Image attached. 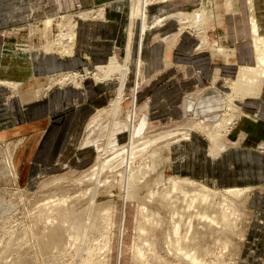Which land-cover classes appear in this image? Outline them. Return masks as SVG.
I'll return each instance as SVG.
<instances>
[{
    "label": "rangeland",
    "instance_id": "374dc122",
    "mask_svg": "<svg viewBox=\"0 0 264 264\" xmlns=\"http://www.w3.org/2000/svg\"><path fill=\"white\" fill-rule=\"evenodd\" d=\"M175 1L178 0L171 2ZM182 1L192 2L195 5L192 10L183 11L185 16L202 8L199 0ZM221 1L223 5L226 1V7L233 11L234 8L227 0ZM136 2L138 3V0H125L130 7L131 19L135 15ZM106 4L97 5L91 9H85L78 4L72 12L58 15L54 21L52 39L42 40V50L46 51L49 43H53L61 34L60 24L64 21L63 18L70 17L71 22L76 24L81 20V14L91 13L94 14L93 17H98L100 11L104 10L106 15ZM176 12L172 11L170 15H176L179 11ZM179 15L176 17L186 18ZM255 15L257 17L256 5ZM209 22L210 25L204 29H195L187 23V25H180L178 31L179 33L185 32L188 28L197 30V37L187 33L193 41L197 42L195 51L208 54L215 62L213 66H218L223 63V59H226L225 52H231V50L226 48L223 41H216L211 36L212 26L217 27L218 25V28L220 26L216 17L212 15ZM139 23L141 26V21ZM41 28H45V23L41 25ZM179 33L173 38L166 39V43H171H168V48L171 47L170 45L175 46L178 41L175 42L176 36H179ZM237 40L235 43L241 42ZM30 45V41L29 44L18 41L13 46V51L24 54L25 48L29 49L27 46L31 48ZM135 52L133 59L132 56L130 58L131 51L130 54L116 53L123 67L122 71L110 73L111 66L109 65L108 68V64L111 56L105 65H99L94 69L81 68L52 74L48 77L50 85L39 88L37 99H40L55 85L81 89L88 80L95 79L97 82L110 83L107 87V100L109 101L97 108H90L93 113H90L82 129L70 140L66 151L59 154L56 165L49 170H42L28 184L21 183L19 170L14 160L21 147L20 139L19 141H7L4 144L0 139V264H192L191 259L175 255L177 246L175 244L174 248L171 243L176 239H184L185 244L189 245L188 248H192L190 251L192 250L193 253L200 252L198 256L202 258L203 264H241L245 253L255 248L249 247L248 243L257 225L258 215L249 211L248 200L256 188H220L215 202L221 206L226 205L224 206L226 218L217 226H214L215 223L209 219L207 225L211 224L213 228L211 229L203 220L198 219L199 222L196 223L193 221L191 226L186 216L181 219L180 214L185 211L186 207L183 202L180 204L183 209L169 207L170 201L167 200L166 194L170 192L168 190L170 187L163 185L172 176L180 183L185 182L186 179L193 180L179 172L176 156L180 149L183 152L186 148L185 144L192 143L194 136L199 135L205 139L209 146V153L215 159L227 149L238 147L242 143L240 137L232 145L228 143L231 133L236 129L238 122L243 119L242 94L234 95V89L231 86L236 79V72L235 75L231 73L234 77L228 80L224 79L226 78L225 72L220 76L216 72L215 75L207 73L206 76L201 77L200 71L194 72L193 75L188 71L189 76H187L184 71L180 70L181 68H173L168 72H156L151 75L145 69V62L142 63L139 71L137 48ZM55 54L58 53L55 52L54 57ZM65 57L72 56L66 55ZM178 58L182 64L189 60L188 56H178ZM166 62L168 66H171L172 63ZM229 62L235 63V57H230ZM85 70L88 71L86 72L88 75L84 73ZM139 72H141L140 79L137 76ZM67 76L68 81L61 83L62 79ZM196 76L201 77L202 82H199L200 78ZM137 83L139 85L138 94L134 104V91ZM1 84L0 86L4 89H10L11 96L14 95L24 103L22 99L24 87L18 90L17 87ZM203 91L206 92L201 95ZM230 97L234 98L233 106H231ZM133 110L135 119L131 122L130 115ZM95 117L99 119L91 125ZM225 118L227 123L225 122V126L221 127L220 124L225 121ZM251 119L256 120L257 117L252 116ZM229 121L232 124H229ZM198 125L209 126L214 133L217 131L216 141H211L206 130L203 131ZM135 127H137V132L131 136ZM222 128L224 132H221ZM260 147L258 150L264 153V143ZM177 158L180 159L179 156ZM97 161L107 165L104 170H96ZM150 163L155 167L149 168ZM143 169L146 173L145 177L141 171ZM131 170L140 171L142 175L138 176L140 177L139 190L135 193V197L127 199L128 181L123 177H126L128 171ZM181 171L185 173L184 168ZM197 182L195 184L197 187L201 185L209 190L212 189L206 183L199 180ZM185 186V191H180L178 195L187 197L193 193L196 194L197 191L189 193ZM236 189L247 191L243 190L242 195L233 194L232 197H227L228 199L221 198L225 191ZM164 195L167 199L163 198ZM62 200L65 202L61 203ZM172 201L174 202V199ZM220 209L217 207L214 208L217 212L213 209L212 212L210 209L208 212L213 216L221 217L219 216L221 215ZM194 210L190 213H195ZM64 212L70 215L69 224H64L61 220ZM97 213L98 216H96ZM93 218L101 231L95 230L90 233L86 244L67 243L68 246L65 248L59 246L50 251L42 249L40 239L46 235L44 234L45 229L65 227L68 231L72 228L73 219L87 225ZM140 228H145V231H140ZM106 235L108 240H106ZM87 248L92 249L91 256L86 255ZM136 249H142L144 256H137ZM82 257L84 258L80 261Z\"/></svg>",
    "mask_w": 264,
    "mask_h": 264
},
{
    "label": "crops",
    "instance_id": "0c3cea01",
    "mask_svg": "<svg viewBox=\"0 0 264 264\" xmlns=\"http://www.w3.org/2000/svg\"><path fill=\"white\" fill-rule=\"evenodd\" d=\"M246 2L234 1V7L240 10L236 17L234 12L226 7V1L224 6L221 0H214L216 19L220 26H212L211 36L216 41H223L231 51L235 50L236 62L223 59L221 65L213 66L215 62L211 56L195 51L197 42L193 41L187 32L177 36V43L167 52L168 45L164 39L179 33L174 20H166L162 25L152 26L159 16L172 14V11L194 9L192 2L184 3L178 0L151 6L148 12V23L151 27L143 39L140 38V23L133 20L134 15L131 19L130 7L125 0H0V80L21 81L24 83L23 91L30 92L33 96L37 87L50 85L48 77L52 74L81 68L94 69L105 65L115 53H128V49L131 50L133 59L136 48L137 54L139 53L141 42V58L144 60L141 61L145 62V69L151 75L181 68L187 76L188 71L192 75L200 71L201 77L207 73L215 75L219 71V76L225 72L224 79H232L234 76L232 77L231 73L235 75L236 72L238 75L239 65H255L247 21L250 11ZM78 4L85 9L106 4V21L96 18L81 19L77 22L79 26L74 55L61 57L55 54V57H48L45 53L47 50L41 48V42L52 39L55 27L53 18L72 12ZM255 5L256 18L264 34V0H255ZM43 23L45 28L42 29ZM237 39L241 42L235 43ZM18 41L28 44L30 41L31 48L27 46L29 49L25 48L24 54L14 52L13 46ZM230 55L233 56L231 52ZM178 56H188L190 61L187 59L188 62L182 64ZM166 60L172 63L171 66L167 65ZM201 77H197L200 78L199 82ZM98 82L95 79L88 80L81 89L55 85L40 99L29 101V106L24 105L14 95L11 96L10 89L0 86V139L2 144L7 141H19L18 139L21 141V147L14 159L21 183L28 184L42 170H49L56 165L59 154L66 151L70 140L93 113L90 108H97L109 101L107 87L110 83ZM261 88L260 94L258 91L255 96L249 95L246 90L240 92L243 119L238 122L228 142L232 145L240 137L242 143L238 147L227 149L215 159L210 155L205 139L197 135L193 137L192 143L186 144L183 152L180 149L177 155L180 159L176 156L179 163L177 167L182 175L206 183L212 189L256 188L248 200L249 211L258 215L257 225L255 230H252L254 233L248 243L249 247L255 248L245 253L241 264H264V153L258 150L264 143V84ZM252 116H256L258 120H252ZM182 168L185 173H182Z\"/></svg>",
    "mask_w": 264,
    "mask_h": 264
},
{
    "label": "bare ground",
    "instance_id": "6f19581e",
    "mask_svg": "<svg viewBox=\"0 0 264 264\" xmlns=\"http://www.w3.org/2000/svg\"><path fill=\"white\" fill-rule=\"evenodd\" d=\"M171 1L172 0H138V3L136 2L137 4H136V7H135V10H136L137 14L134 15L133 20L138 21V22L141 21V32L142 33L140 34L141 35L140 38L144 39L145 35H146V31L151 27V25H149L148 22H147L148 21L149 7L152 6V5H159V4L165 3V2L173 3ZM227 1L230 4V6L232 8H234L233 12H234L235 16L238 17V15L240 14V10L238 8L234 7V5H233L235 0H227ZM247 2H248L249 11H250V14H251L250 18L247 19L248 27H249V40L251 41L253 49H254L255 65L254 66H246V65L245 66H243V65H239L238 66V75H237V78L233 81L232 85H233V89L234 90L233 89L232 90L234 92V95H238V93L242 92L243 90H246L247 93H250L249 95L255 96V95L258 94L257 92L259 91V89L261 91V89H262L261 86L264 84V35H262L260 33L261 32V27H260V25L258 23L256 15H255V5H254L255 0H247ZM199 3L202 4L201 5L202 8H199V9L193 11L188 16H185V12H183V11L182 12L181 11L178 12V14H180L179 16H181V17L183 16V17H186V18H178V17H176V15L178 16V14L172 15V16L170 14H168L166 16L165 15L164 16H159V18L156 19V21L154 22V25H152V26L156 27L158 25H162V24H164L166 22V20H174L175 22L178 23V25H179L178 27H180V25H183V24L187 25V23H189L195 29H201V28L204 29V28H206L207 26L210 25L209 21L212 19V15L216 17V14H215L216 13L215 12V3H214V0H199ZM100 12H101L100 15L97 14L98 17H93L94 14H91V13L81 14V16H80L81 18L80 19H82V20L94 19V18L98 19L100 17V19L105 20L106 15L104 14V10H102ZM53 19L55 20V18H53ZM63 19H64L65 22L63 21L62 24H60V27L62 29L61 30V34L58 36V38L53 43H51V44H49V46H47L48 48H47V51L45 53H46V55L48 57H53L55 52H57L59 55L64 56V57L66 55L67 56L74 55V47H75V44H76L77 29H78L79 25H78V23L73 24L71 22L72 20H70V17H66V18H63ZM67 20H68V22H66ZM181 33H182V31L179 33V35ZM200 36H202V35H200ZM176 38H177V36H176ZM164 41H167V40L164 39ZM142 43L143 42H141L139 44L140 50H139V53H138V65L137 66H138L139 71H140L141 66H142V61H141ZM168 43L169 42H167V45L171 44V43H169V44ZM170 46H172V45H170ZM201 46H202V44H201ZM169 50H170V47L168 48L167 52H169ZM130 51L131 50H128L129 54H130ZM231 53L233 54V56L229 55L230 51L225 52V55H227V56H225L227 60H228V58L230 59V57H235L234 56L236 54L235 50L231 51ZM130 58H131V54H130ZM128 59H129V57H128ZM130 62H131V59H130ZM109 65L111 66L110 73H113L115 71L117 72V71H122L123 70V67L120 65V62L118 60V57H117L116 53L112 57V59L109 61L108 68H109ZM140 73L141 72H139L138 75H137L139 79H140L139 76L141 75ZM65 75H67V74H65ZM65 75H63V76H65ZM68 75H70V73ZM106 75L107 74H105V76ZM217 75H219V71H217ZM52 77H54V76H52ZM60 79H62V77ZM68 79L69 78L67 76V78L65 77V78L62 79L63 80L62 82H61V80L59 82L63 83V82L68 81ZM70 79H73V78L70 77ZM217 79H218V77H217ZM142 80H144V79H142ZM0 83L4 84L6 86L17 87L18 90H19V88H21V90H22L23 87H24V83H22L21 81L0 80ZM73 83H75V82H73ZM138 86L139 85L137 83L136 87H135V91H134L135 92L134 93V104L136 103L135 99L137 98ZM39 88H41V87H37L36 88V90L33 93V96H31L30 92H24V91L22 92V99H23L24 105L29 106V104L31 103L29 101L37 99V94H38V91L40 90ZM14 91H15V89H14ZM260 91H259V94H260ZM233 100H234V98L230 97L231 104L234 102ZM231 106H233V104ZM231 106L228 107V108L230 109ZM232 109H233V107H232ZM236 109H237V107H236ZM130 116H131L130 120L132 122V120L135 119L134 110H133V112H131ZM227 117L229 118V116H227ZM226 118H225V121L221 122V124H220L221 127L225 126L224 124L227 123L226 122V120H227ZM98 119H99L98 117H95L94 120L92 121L91 125L96 123L98 121ZM231 121H233V119ZM231 121H229V124L230 123L232 124ZM131 125H130V127H131ZM199 127L201 129H203V131L206 130L205 132L208 134V137L210 138L211 141L215 140V133H217V131L214 133L213 131H211L209 129V126H199ZM228 127L230 129V125ZM226 128H227V126H226ZM216 129H218V128L216 127ZM224 129H225V127H224ZM229 129H227V130L230 131ZM136 132H137V127H135V129H133V134L131 136H134V134ZM221 132H224L223 128L221 129ZM225 133H226V131H225ZM215 141H213V142H215ZM97 148H100V147H97ZM96 164H97V167H95V168H96L97 171H102L107 166L104 162H101V161H97ZM146 165H148V164H146ZM152 167L154 168L155 166L152 163H150L149 168H152ZM136 170H138V169H136ZM136 170L128 171V174L126 175V177H123V179L125 178V180L128 181L129 193H127V194H129V195H128L127 199L134 198L135 197L134 196L135 193L138 192V190H139L138 180L140 179V177L138 178V176H140L142 174H143V176H144V174L146 175L144 169L141 170L142 174H140V171H136ZM173 177L174 176L169 178V181H167L165 184H163L165 187H167V186H168V188L170 187V189H168L170 192H168V194H166V196H168L167 197L168 199L166 198L165 195H164L165 197H163V196L162 197L166 198L168 201H170L169 203L167 202L169 204V207L175 208V209H177L178 207H181L182 205L180 206V204L183 202L184 207H186V208H185V211L181 212V214H180L181 219L183 218V216H186L187 220L189 222L188 224H190L191 226L193 225V221H195L194 223L199 222L198 219L199 220H203L206 225H207L208 220L210 219V221L212 223H215L214 226L215 225L217 226V224H219V223H221L222 221L225 220V218H226V216H225L226 215V209H224L225 208L224 206H226V205H224V206L222 205L223 206L222 210L224 209L222 211L220 209L222 206L215 202L216 198L219 195V194L217 195V192L219 193V190H220L219 188H215L214 190L213 189L209 190L207 188L202 187L201 185H200V187H197L195 185L197 181H193V180L190 181L191 179L190 180L186 179L185 182L180 183L175 178L173 179ZM197 183H199V182H197ZM180 184H183V185H180ZM184 186L188 188L187 190H189L188 191L189 193L197 191L196 194L193 193L192 195H188V196L186 195L187 197L180 196V194L178 195L177 193H180V191L181 192L183 190L185 191ZM243 190L244 189H241V190L240 189H236L235 191L227 190V191H225V194H223V196L221 198L222 199H228L227 197H229V196L232 197L233 194H235V195L241 194L242 195L244 193V191H247V190H244V191ZM165 193H167V192H165ZM171 199L172 200L174 199V202ZM180 200H182V201L180 202ZM63 202H65V200L61 201V203H63ZM211 207H212L213 211H215V212H217V211L214 210V208L218 207L220 209V211H221V215H219L221 217H218L217 215L216 216L211 215V213H210V212H212ZM209 209L211 210L210 212H208ZM191 210H194L195 213L194 212L190 213ZM203 210L205 212H203ZM96 216H98V213L96 214ZM61 220L64 222V224L65 223L69 224L71 222L69 213L64 212L63 215L61 216ZM111 223L112 222L110 221V225H111ZM207 226L208 227L210 226L209 228H211V224H209ZM205 228L207 229V227H205ZM211 229H213V228H211ZM95 230L99 231V225L96 224L94 218L87 225L85 223L84 224L81 223L80 221L77 222L75 219H73L72 220V228L70 230H68V231H67V228H65V227H63L62 229H56V228L55 229H48V228L45 229L44 230V234H46V235L42 239H40L41 247H42V249L44 251H50L51 249L57 248L59 246H60V248H65L66 246H68L67 243H69V244L77 243V245H79L80 243H85L88 240L89 236H90L89 234L92 233ZM197 230H198V228H197ZM140 231H145V228H140ZM200 231L201 230H199V232ZM206 232H207V230H206ZM104 235H105V233H104ZM106 240H108V236L107 235H106ZM78 242H79V244H78ZM105 243H107V242H105ZM171 244L170 245L172 247L174 246V248H175V244L177 246V250L174 252L176 256H179V257H182V258H185V259H187V258L191 259L192 264H203L202 258H200L198 256V253L200 255V252L193 253L192 250L190 251V249H192V248H188L189 245L185 244L184 239H176ZM106 245H105V247H106ZM72 246H74V245H72ZM89 248L86 249V253H87L86 255L87 256H91V250L92 249H89ZM136 250L137 251L135 252V254L137 256H139V257L144 256V253L142 252L143 251L142 249H141L142 251L140 249H136ZM83 258L84 257H82L80 261H82Z\"/></svg>",
    "mask_w": 264,
    "mask_h": 264
},
{
    "label": "built area",
    "instance_id": "2783aa9c",
    "mask_svg": "<svg viewBox=\"0 0 264 264\" xmlns=\"http://www.w3.org/2000/svg\"><path fill=\"white\" fill-rule=\"evenodd\" d=\"M79 7H80V10H82V7H81V6H79ZM185 32L190 33V34H192V35H194V36L197 37V32L194 31L192 28H188ZM183 33H184V31H183ZM86 72H88V71L85 70L84 73H85L86 75H88Z\"/></svg>",
    "mask_w": 264,
    "mask_h": 264
}]
</instances>
